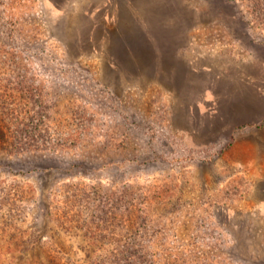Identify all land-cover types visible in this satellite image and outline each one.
I'll list each match as a JSON object with an SVG mask.
<instances>
[{"label": "rangeland", "instance_id": "rangeland-1", "mask_svg": "<svg viewBox=\"0 0 264 264\" xmlns=\"http://www.w3.org/2000/svg\"><path fill=\"white\" fill-rule=\"evenodd\" d=\"M14 81L47 142L0 147V264H87L111 191L148 264H264V0H0Z\"/></svg>", "mask_w": 264, "mask_h": 264}, {"label": "trees", "instance_id": "trees-1", "mask_svg": "<svg viewBox=\"0 0 264 264\" xmlns=\"http://www.w3.org/2000/svg\"><path fill=\"white\" fill-rule=\"evenodd\" d=\"M9 63L10 68L18 66V63L14 62V60H10ZM15 82L16 81L12 83V87L10 88L7 87L8 82H6L5 85L4 82H0V147L4 150L8 146H15L18 143L20 145L22 137L29 138L28 143L25 146L27 148L37 144V142H39L38 139H42V143L47 142L45 134H42V129H38L39 125L36 124V115L39 109H36L35 107L37 97H34L35 91L33 90L34 85L32 81L27 85ZM6 93L9 95H5ZM19 97H21L20 99L25 98L23 104L19 100ZM17 99L21 107L17 105ZM7 114L10 116L9 118H13L14 121H10V119L7 120L9 122L5 121L4 117ZM76 130H78V127ZM22 147L23 146H19L18 149ZM7 150L13 152V149L8 148ZM21 188L22 187H20V189ZM97 193L98 192L96 191V194ZM124 194L125 195L121 193L117 195L114 191H111L110 193H107V195L104 193L100 196V199L96 203L95 210H93V212L91 211L93 216L94 214L99 215L96 219L97 223L93 225V227L89 224L88 226L84 225L86 224L84 222L74 225L75 227L81 225L80 227L83 228L89 236L88 243L94 244L90 250L86 249L84 252L85 262L87 264H106L107 262L108 264H148V252L141 247V243L139 244L136 242L138 237L137 232L133 231L130 234L125 233L117 236L101 233V221L106 215L113 213L112 206L114 205L116 207V203L128 200L130 192L129 194L124 192ZM4 195L7 196L6 199L8 200V194L6 191H4V194L2 193L1 196L4 197ZM109 199L112 200V202H110ZM1 205L2 203L0 201V209L2 208ZM77 215L79 216V214ZM144 220H146L145 217ZM62 259L63 261L61 262L56 259L48 258V262L51 264H75L72 258H66L64 256Z\"/></svg>", "mask_w": 264, "mask_h": 264}]
</instances>
